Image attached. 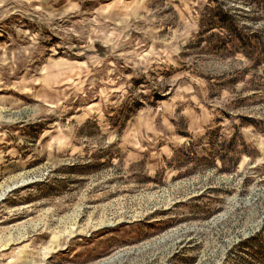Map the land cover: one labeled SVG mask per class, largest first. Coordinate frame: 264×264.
Listing matches in <instances>:
<instances>
[{
    "label": "rangeland",
    "instance_id": "1",
    "mask_svg": "<svg viewBox=\"0 0 264 264\" xmlns=\"http://www.w3.org/2000/svg\"><path fill=\"white\" fill-rule=\"evenodd\" d=\"M0 264H264V0H0Z\"/></svg>",
    "mask_w": 264,
    "mask_h": 264
}]
</instances>
